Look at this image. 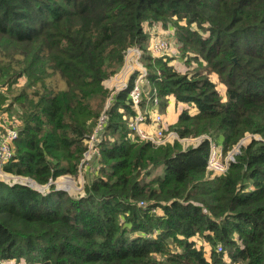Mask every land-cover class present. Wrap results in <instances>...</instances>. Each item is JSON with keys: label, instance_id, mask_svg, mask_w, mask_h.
Wrapping results in <instances>:
<instances>
[{"label": "trees", "instance_id": "1", "mask_svg": "<svg viewBox=\"0 0 264 264\" xmlns=\"http://www.w3.org/2000/svg\"><path fill=\"white\" fill-rule=\"evenodd\" d=\"M157 22L176 27L180 55L204 71L181 74L147 52L146 27ZM135 46L159 98L197 109L169 130L215 137L225 153L246 133L262 139L211 178L209 139L186 149L131 141L124 91L95 177L83 194L57 190L59 176L78 175L104 82ZM14 106L19 137L4 170L49 186L0 179V264H226L225 252L232 263L264 264V0H0V110Z\"/></svg>", "mask_w": 264, "mask_h": 264}, {"label": "built area", "instance_id": "2", "mask_svg": "<svg viewBox=\"0 0 264 264\" xmlns=\"http://www.w3.org/2000/svg\"><path fill=\"white\" fill-rule=\"evenodd\" d=\"M141 49V47L129 48L126 52L122 68L114 76L105 81L106 84H109L110 92L93 130L86 138V149L79 166L80 173L83 168L85 170H89L90 168L94 172L100 168V144L110 118V109L115 104L118 94L124 91L127 92L126 103L130 108V113L124 107H120L119 112L127 123L131 141H147L159 146L165 145L167 142L173 143L176 139L181 140L177 132L168 129L169 127L165 123L164 115L159 111L162 99L159 98L157 89L153 88L148 92L144 90V83L147 80L148 73L147 68L140 62L142 56ZM171 49V40L161 34H153L149 39L148 51L153 57L165 58L170 56ZM18 137V120L12 119L8 125L4 124L1 120L0 179L12 183H27L29 178L14 176L4 170V167L15 158V141ZM204 137L201 136L196 139L183 138L181 141L199 145ZM209 140L211 141V139ZM223 154V148L211 141L207 167L213 171L214 175L225 173L231 163L235 161L236 154L234 156L233 153H228L225 156ZM30 181L32 183V180ZM28 184L30 186L33 185ZM141 204L143 205L142 202ZM218 249V251L223 250L221 245L218 246Z\"/></svg>", "mask_w": 264, "mask_h": 264}, {"label": "rangeland", "instance_id": "3", "mask_svg": "<svg viewBox=\"0 0 264 264\" xmlns=\"http://www.w3.org/2000/svg\"><path fill=\"white\" fill-rule=\"evenodd\" d=\"M157 23H159V24L156 25V28L155 29H151V30L149 29L150 30V32H149L150 33L149 39L151 38V36L153 34H156L157 33V34H161L162 36H165V37H167V38H169L171 40V42H172V49H171V52H170V56L165 57L169 61V64L173 61V64L174 65L173 64H170V65L173 66L176 69V71H178L181 74H186V73L192 74L193 72H196L197 70H201V71L203 70L204 71V68L199 67V64L197 62L191 61L190 59L187 60L186 58H182V56L180 55V50H179V46H178V38L175 35L176 34V27L173 26L171 23H168V24L162 23V22H157ZM183 24H184V22H183ZM192 27L193 28H197V25L193 24ZM147 30H148V28H147ZM148 46H149V40H148V43H147V46H146L147 52L149 53ZM135 47H138L139 48V46H135ZM141 50H142V56H141L140 62H141V64L143 66H145L144 63H143L144 49H141ZM154 58H160V57H154ZM209 76H210V79H212V81L216 84V89L223 96L224 100L227 101V95H226L227 94L226 93L227 89H226V86L223 84L222 80L220 79V77L217 74H214V73L210 74ZM24 82L25 81L22 80L21 81V84H24ZM104 85H105L106 89L110 92V89L108 87L109 84H106V82H104ZM10 101L11 100H9L8 102L10 103ZM186 104H188V103H186ZM188 105H191V104H188ZM5 108L0 110V112H1L0 115L2 113L3 114L5 113V114L9 115V117H11L12 119H16L15 112L17 111V107L14 106V108H12V110H9V111H7ZM187 110L190 112V114H194V112L192 110H190V109H187ZM2 122H4V121L2 120ZM176 122L174 124H176ZM165 123H166V121H165ZM201 136H205L203 138V140L204 139H211L212 142L216 143V145H218V146H220V147L223 148V144L221 142H219L215 137L213 138V137H210L208 135H201ZM201 136H199V137H201ZM190 138L196 139L198 137H188L187 139H190ZM253 138H255L257 140H261L262 139V137H261L260 134L246 133L245 136L231 150H229L227 153L224 152L223 155L225 156L228 153H233V156H234L238 151H240L241 146L250 143ZM182 139L183 138H181V140ZM177 140L178 139H176L175 141H177ZM181 140H178V141H180V142H182L184 144V148L185 149L188 148V147H190V146H193V147L198 146V145H194L195 143H190V142H185L184 143V141H181ZM174 142L173 143L167 142L166 144H168V143L174 144ZM239 143H241V146L238 148L237 146H238ZM236 155H235V159H236ZM160 171H162V169L159 168V169L156 170L155 173L160 172ZM207 171H208L209 175L211 176V178L212 177H215V176H219V175H214L213 171H211L208 167H207ZM81 173H80V169H79L78 175L74 176V175H71V174H65V175L59 176L53 182L56 183L55 184L56 187H60L62 189H65L69 193H71L72 195L83 194L84 193V186H85V184L88 181H91L95 177L97 171L94 172L90 168H89V170H85L83 168L81 170ZM11 175H13V174H11ZM30 180H32V179H29V181L27 183L32 184ZM48 186L49 185H46V188L42 189V191H44L45 189H48ZM192 240H195L196 241L198 247H201V248L204 249V251L206 252V255H208L211 252V250H212L211 245L209 243H207L206 241H204L203 239H200L198 237H193ZM218 250L219 249H218V246H217V251ZM223 251L224 250L218 251V252H223ZM225 255H226L225 256V262H226V264H240V263H232V261H231L230 257L228 256V253L227 252H225ZM4 264H27V262L25 260H22L21 262L19 261L17 263H14V262H4Z\"/></svg>", "mask_w": 264, "mask_h": 264}, {"label": "crops", "instance_id": "4", "mask_svg": "<svg viewBox=\"0 0 264 264\" xmlns=\"http://www.w3.org/2000/svg\"><path fill=\"white\" fill-rule=\"evenodd\" d=\"M157 24H159V23L154 24L152 28H150L148 26H147V28L150 30L155 29ZM170 64H173V61ZM144 90L146 92L151 91V85L149 84V82L147 80L144 83ZM184 109H190L194 113L197 111V109L194 105H188L186 103L178 102L174 96H169V97L161 100L160 107H159V111L164 115L166 124L168 126L173 125L178 120L180 113ZM1 120L4 121V124L6 123V125H8V123L11 122L12 118L9 117V115H7V114L2 113L0 115V122H1Z\"/></svg>", "mask_w": 264, "mask_h": 264}, {"label": "water", "instance_id": "5", "mask_svg": "<svg viewBox=\"0 0 264 264\" xmlns=\"http://www.w3.org/2000/svg\"><path fill=\"white\" fill-rule=\"evenodd\" d=\"M241 146V143H239L238 144V148ZM32 184L33 185H31V186H35V188L37 189V190H40V191H42V189H44V188H46V185H40V184H38L35 180H32ZM56 184V183H55ZM49 185V184H48ZM56 189L57 190H64V191H67V190H65V189H62V188H60V187H56Z\"/></svg>", "mask_w": 264, "mask_h": 264}]
</instances>
